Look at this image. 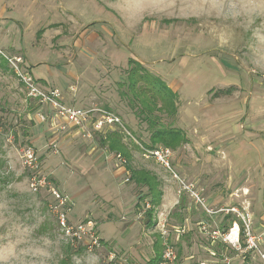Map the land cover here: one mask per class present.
<instances>
[{"label":"rangeland","instance_id":"374dc122","mask_svg":"<svg viewBox=\"0 0 264 264\" xmlns=\"http://www.w3.org/2000/svg\"><path fill=\"white\" fill-rule=\"evenodd\" d=\"M0 51V264H146L167 247L171 264H264V241L247 252L242 233L236 246L222 242L240 221L219 211L249 213L252 232L264 233V132L244 127L255 109L264 127V0H0ZM13 56L62 104L115 113L132 137L117 127L124 166L101 141L108 127L65 123L30 95ZM134 62L174 94L175 115L149 114L182 140L167 147L168 166L151 154L154 126L142 121L128 88ZM40 79L92 98L65 100ZM26 146L41 174L71 199L69 220L94 224L97 245L66 236L48 192L30 190ZM139 170L162 192L148 223L152 195L131 178Z\"/></svg>","mask_w":264,"mask_h":264},{"label":"built area","instance_id":"2783aa9c","mask_svg":"<svg viewBox=\"0 0 264 264\" xmlns=\"http://www.w3.org/2000/svg\"><path fill=\"white\" fill-rule=\"evenodd\" d=\"M8 61L13 66L22 82L30 89V95L39 98L41 102L46 103L47 105L49 104L52 109L56 110L57 115H59L61 119H65L67 123L81 128L84 124L89 122L92 123L95 130H102L103 128L105 129L108 127L109 130L112 131L119 127L126 131L127 136L131 137L129 132L124 129L121 119L112 111L98 108L89 110L82 107L62 104L57 91L42 92L34 85L33 80L28 73L21 70V64L23 63L21 56H13L11 59H8ZM151 154L156 157L159 162L168 166L167 156L170 154V151L167 148L159 147L153 149ZM114 158L124 166L125 160L121 154L114 153ZM21 163L23 168L28 171L30 190L34 193H38L42 189H45L51 197V203L49 206L54 214L58 228L75 242L85 243L88 246L97 245L99 237L95 231L94 224L91 221L81 220L72 223L69 220L68 212L73 203L68 195L49 181L46 175L41 174L40 160L33 147L26 146L22 150ZM127 180L128 178H126V181ZM184 188L189 190L190 195L195 199L196 203L203 204V200L199 197L198 192L190 187L184 186ZM148 208H150V206ZM219 211H233L238 214L239 221L241 222L240 225V222H237L236 220L233 221L229 231L226 234L220 235L222 242H229L236 246L239 243V234L242 233L244 237L243 245L245 251H258L260 244L264 241V233L255 234L252 232L251 215L249 213L241 214L235 207L220 208ZM217 234H219L218 231H213L212 238H216ZM261 257L264 260L263 253L261 254ZM174 258L175 255L172 248L167 247L158 264H171Z\"/></svg>","mask_w":264,"mask_h":264},{"label":"trees","instance_id":"16d2710c","mask_svg":"<svg viewBox=\"0 0 264 264\" xmlns=\"http://www.w3.org/2000/svg\"><path fill=\"white\" fill-rule=\"evenodd\" d=\"M138 65L141 64L134 62L131 67H129L127 73L128 88L129 91L135 94L132 96V99L137 101V104L139 105L138 107H140V109L137 108L139 113H145L142 117L144 120L142 121L146 122L149 129L151 126H154L152 127V132L150 133L149 140L151 145L149 148L153 150L158 144L163 145L166 148H176L177 143L180 144L182 141L179 139V132L161 128L160 125L155 127V123L152 122L155 119L149 115L153 114L154 111L158 113L164 112L170 116L175 115L176 108L174 105V94L169 89H165L167 87L163 85L159 78L141 70ZM164 89L167 93L166 95L160 93ZM222 93L229 94L230 89ZM153 117L157 118L156 115ZM101 141L110 151L119 153L123 156L128 155L127 148L123 143H121V136L117 130L110 131L106 134V136H104V138H102ZM131 178L138 184L146 186L148 188V193L152 195V199L149 201L152 204V207L148 208L145 214V218H148L150 222V211L155 205L159 204L162 192H156L157 190H155V188L158 184L149 177L147 171L139 170L137 172H132ZM161 259V254H156L146 264H158Z\"/></svg>","mask_w":264,"mask_h":264},{"label":"crops","instance_id":"0c3cea01","mask_svg":"<svg viewBox=\"0 0 264 264\" xmlns=\"http://www.w3.org/2000/svg\"><path fill=\"white\" fill-rule=\"evenodd\" d=\"M41 81V84H43V86L46 88V89H57V90H61L60 92H62V94L66 97V99L65 100H73V101H76L77 103H78V101L80 102V101H86V100H90V98H92V95H90V94H85V93H81V92H79L78 94H76L75 93V95L72 93V92H70V91H68L69 89L67 88L68 87V85L67 86H65V87H63L62 88V86L61 85H59V84H56V83H50V82H47V81H45L44 79H40ZM86 83H85V81H84V83L82 84V86L81 87H84V85H85ZM89 85V84H88ZM42 87V86H41ZM48 87V88H47ZM43 88V87H42ZM79 88V87H78ZM82 88H79V90H81ZM70 94V95H69ZM73 94V95H72ZM74 104H76V103H74ZM76 105H78V104H76ZM259 111H257V109H255V110H250V113H249V117L251 118V119H249V121L247 122V123H245V126L244 127H250L251 129H250V131H249V133H262V132H264L263 130H264V127L262 126L263 125V120H262V118H260V117H258L259 116V113H258ZM261 116V115H260ZM64 121V120H63ZM65 123H67V121L65 120L64 121ZM68 124V123H67ZM75 127V126H74ZM247 130H249V129H247ZM263 135V134H262ZM260 138V137H259ZM262 142L260 141V146L258 147V148H261V146H262ZM264 145V144H263ZM216 148L218 147L219 149H221V146H215ZM263 147V146H262ZM110 153H111V157L112 158H114V152H112V151H110ZM258 155H260V152H258ZM124 171H125V167H124ZM215 193V192H214ZM232 194V193H231ZM230 194V195H231Z\"/></svg>","mask_w":264,"mask_h":264},{"label":"water","instance_id":"95a60500","mask_svg":"<svg viewBox=\"0 0 264 264\" xmlns=\"http://www.w3.org/2000/svg\"><path fill=\"white\" fill-rule=\"evenodd\" d=\"M148 222H149L148 218H145L144 223H148Z\"/></svg>","mask_w":264,"mask_h":264}]
</instances>
